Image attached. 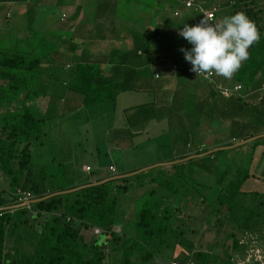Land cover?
<instances>
[{
    "label": "rangeland",
    "instance_id": "obj_1",
    "mask_svg": "<svg viewBox=\"0 0 264 264\" xmlns=\"http://www.w3.org/2000/svg\"><path fill=\"white\" fill-rule=\"evenodd\" d=\"M69 1L71 3L77 2V0ZM195 1L202 2V0ZM209 1L210 0H207V2ZM30 2L27 0L28 7L31 5ZM94 2L95 0H83V9L81 12L84 16L88 17L92 15L94 18L96 14L92 6ZM132 2L137 3L138 9H132ZM138 2L142 3V6H140ZM168 2L169 6L166 7L168 10L171 9V6L178 4V0H168ZM256 3V6L260 8V24H264V0H257ZM12 6L11 16H9L10 18L8 19L9 21L7 20V22H5L9 23L10 27H7L8 24L2 27L0 26L2 29L0 32V44L7 45L15 37L24 36L29 29H34L36 31L34 34L35 36L33 35V37L30 38L33 41H41V35L36 34L41 32L44 33V31L45 35L42 36L43 39H52L50 33L55 34L57 30L49 28V31H47L45 29L49 26L52 27L47 18L35 19L33 20L34 25H31L33 17L32 19H27L28 22L22 17V15L25 14L20 13V9H24L26 10V15L31 17L33 15L31 9L26 7V4L20 0H15ZM182 6L181 10L184 12V7L187 8V6ZM50 7H52V5ZM70 8L71 7L68 6H62V9L68 14L71 12ZM166 8L162 4V1L154 3L151 1L147 3V0H117L113 23H120L131 10L133 19H135L136 22L132 27L135 28L134 26L138 27L139 25H145L149 19L151 22L152 18L157 16L156 12L158 9H160L162 19L167 13ZM229 9L230 6L227 5V9L224 7V12L226 13ZM59 11L60 8L55 5L53 9L54 14L58 15ZM225 16L227 15L219 17L220 20ZM183 17L182 14H179L174 15L171 19L175 22L176 20L181 22ZM92 22H95V20ZM157 22L159 21L157 20ZM148 27L153 29V26ZM9 28H12V30ZM141 28H146V26ZM62 35H57L56 37L60 38L58 40L55 39L58 48H66L65 46L70 44L68 41L73 37L71 33ZM180 39L183 41L181 47L190 50L193 45L182 36H180ZM79 40L80 37H77L76 41ZM120 41H122V43L120 42L118 47L128 45L130 39L124 36ZM96 45L97 47L100 45L101 48H110L109 45L102 46L94 42L93 44L91 43L90 49ZM66 59L70 61L69 56H66ZM172 62L174 61L169 63L171 64ZM181 62L185 63L184 61ZM59 71L60 72H52L54 75L58 76V84L56 86L52 83V78L54 77L51 75L52 77H49L51 85L47 84L45 81H41L40 86L36 83L34 87H38V94L27 101L33 113L42 116L43 121L41 126L43 132L30 144V157L26 170H28L32 177L38 180V182H40L41 178H44V186L53 189L57 185L68 186L76 181L86 180V177L89 175H107L110 173L107 169V164L111 161L115 164L116 170L126 165L145 166L151 164L144 169H140L128 175L126 182L128 189L125 192L121 191L118 185L114 186V194L117 200V215L114 219L113 228L118 232H124L125 234L130 233L132 231L135 213L141 205L151 207L153 202L161 201V205L174 206L176 201H180L179 204L185 202L184 206L181 205L182 211L177 212V216H180L182 220H170V225L178 224L177 228H181L183 231L181 237L187 238L188 242L186 239L185 242L191 248H189L190 250H188L187 253L183 247L174 244L173 250H171L170 253L165 245L159 246L155 256H153L156 264H165L173 260V254L175 257L181 256L180 259L176 260L177 263L186 264V261L191 259L193 254L192 251L196 249H206L214 252L217 257V262H222L224 259L222 247L225 243L229 244L230 241L226 234L229 232L232 225L235 224V220L231 217L224 216L219 225H216L211 212L207 210V204L205 202L201 203L197 200H192L193 198L191 195L208 194L207 198L210 202H213L216 186L219 185L222 172L227 164H231L232 175L235 174L234 171L236 172L235 169L237 167H239L240 170L248 166L249 170L254 173L253 176H248L242 182L240 186L241 192L239 193V202L243 205H247L246 203L254 205L256 201L263 200L261 203L262 211L259 213L260 216L263 215L264 173H262L258 167L259 164L264 162V135L256 136L261 134L264 130V98L257 100L255 97L241 94L240 92L247 102L246 106L242 109L241 118H238L239 124L236 125L237 123L232 119V117H234L232 116L234 115V111H230L227 117H219V119H217V124L213 123V125H210L209 119H216V113H213L214 108L211 107L210 115L212 116L209 115L208 119V116L204 115L206 106H202L205 104L207 105L208 102L207 94L205 93L207 88L203 85L201 91H198V93L192 88V91L186 95L189 106H192L189 111H194L195 117L193 115L189 117L181 114L179 117L180 127H178L171 124V120L167 115L163 116L161 111L156 112L154 105L150 106L153 112H144L142 108L145 106L140 107L136 105L137 102L135 101L145 100L143 97L146 94L147 99L152 98L151 91L147 90H121L115 93L114 99H103L86 105L80 103V105L75 107L73 104H79L80 102L79 95L70 91L65 85L59 82V77L67 74L68 70L63 69L61 71L59 68ZM171 71L174 72L173 70ZM40 74L42 73H39L38 76H40ZM154 75V77L150 78L153 82H158L161 75H164V72L160 70L159 72L155 71ZM195 76L193 79L197 81L201 79L207 83L202 77H198V75ZM189 80H191V78H189ZM213 80V83L222 84L217 82L214 77ZM262 80H264V72L260 73L259 71L252 83V86L255 85L256 90L261 93L264 92L262 90L264 87H260L258 84L261 83ZM230 81L228 86L236 83H233V78ZM187 85L191 86L190 84ZM247 88L248 87L241 84L240 91L245 89L249 91L250 89ZM162 89L166 88L162 87ZM74 98L77 99V101H74ZM196 100L198 103L196 104L195 110L193 108ZM223 100L226 101L227 104H230L226 99ZM126 103H131L133 105L128 106L126 109H123V111L120 110V106ZM6 108V106L0 105V111ZM133 110H135V113L130 115L129 112ZM196 116H200V120L204 122V126H211V129L197 130V132L193 131L190 127L196 125V121H194ZM185 124H187V128L184 127ZM195 128L196 127H194V129ZM247 131L252 133V135L256 134L255 137L239 145L225 148L220 153H213L216 155L215 158H211V155L207 156V153H205L206 155L191 157L193 158L191 161L182 162L177 165V168L176 165H174L175 162L172 164L164 163V161L168 162L169 160L178 159L176 156L179 153L186 154L187 151L196 149L201 145L200 141L203 142V145L209 146L216 141L223 142L228 139L232 142L225 145H230L234 143L232 137ZM256 138H258V140L260 138L257 142L258 144L252 143ZM115 139H119L121 142L114 143L113 140ZM115 145H117V147ZM261 147L263 148V154L258 153ZM224 157L227 158V162L216 163L217 159L223 160L225 159ZM84 162L89 165V169L84 170L82 168L83 165L81 166V164ZM208 172L213 175H210L211 180H209L208 175H206ZM204 174L207 176L206 180H204ZM152 177L154 179H151ZM169 179H171V181H165ZM165 182L169 183L168 187H164V184H166ZM203 182H213L211 189L204 187ZM0 185L5 186L8 190L13 189V185L9 183V178L5 174H0ZM152 186L154 190H156L149 193V189H151ZM174 187H177V191L171 192ZM249 189L252 190V193L248 192ZM244 194L246 196H244ZM189 202H191L190 205L188 204ZM185 213L191 215L187 217ZM171 219H173V217ZM260 222L261 217H259L258 224H260V227L257 231L235 228L237 230L236 233L241 236L240 241L246 245L242 251L237 249L231 252V263L222 262L221 264H264V255L262 253L264 251V222ZM27 228L28 226H25V229ZM89 231L91 233L86 232L88 234L87 238L89 239L93 238L96 232H98L91 228ZM259 235H263V238H259ZM7 244L10 245V239L6 240L5 246ZM23 245L29 248V245L27 246L25 242ZM107 247L108 246H106V249ZM108 255V259L104 258L105 263L115 261L117 256L116 251L108 250ZM251 258H256V260L250 261Z\"/></svg>",
    "mask_w": 264,
    "mask_h": 264
},
{
    "label": "trees",
    "instance_id": "obj_2",
    "mask_svg": "<svg viewBox=\"0 0 264 264\" xmlns=\"http://www.w3.org/2000/svg\"><path fill=\"white\" fill-rule=\"evenodd\" d=\"M183 1L181 0L182 5ZM256 1L223 0L220 2L230 6L226 13L227 16L243 11L259 28L260 40L249 49L250 59L243 62L242 67L233 76V82H239L253 90L255 85L252 86V83L255 76L259 71L260 73L264 72V24H260V8L256 6ZM187 7L192 8L193 6ZM9 29L12 30V28ZM145 30L137 33L133 30L128 33L130 31L128 30L129 47L122 48L117 53L115 48H111L105 59L84 58L73 61L72 65L68 67L65 86L70 91L77 93L80 102L84 105L103 99H113L115 93L121 90L142 88V80H144L142 75H146L148 66L145 63L142 65L146 66V69L140 68L139 64L141 63L138 59L148 55L151 52V47L159 45L163 40L162 37L155 38L154 29ZM35 33L34 29L29 30L24 36L15 37L7 45L0 44V105L7 107L0 111V174L7 175L9 183L13 185L12 190L0 185V206L23 200L20 194L15 192L16 187L28 190V198H35L53 190L91 181L84 179L68 186L57 185L51 189L44 186V178L38 182L26 170L30 157V144L43 132L42 116L34 114L27 101L38 94V87H34V85L37 83L40 86L41 79L38 75L42 69H45L41 64L50 60L51 52L56 46L55 42L48 38L43 39L45 31L37 33L36 35H41V41H37V43L34 40V42L30 38ZM175 63L178 64V67L172 70H183L190 74L181 66L184 63L176 61ZM154 73L155 71L152 76L150 73V77L155 76ZM213 77L214 75L208 79L203 78L210 84L207 105L202 106H206L204 115L209 117L211 107L214 108L213 113L218 114L221 118L227 117L230 111H234L232 116L235 118L232 117V119L238 125V118H241L242 109L246 106L247 100L241 94L223 96L216 84L213 83ZM258 85L264 87V80ZM262 90L264 91V89ZM256 97L257 100L263 99L261 96L260 98ZM223 99H226L230 104H227ZM186 112V116L193 115L195 117L194 111L187 110ZM249 135L252 133L247 131L239 134L237 138ZM259 140L256 138L252 143H257ZM231 142L227 140L216 145H225ZM210 146L204 145L193 151H204ZM224 149L216 148L208 152L207 156H212L215 152L216 154L220 153ZM191 157L194 156L175 162L174 165L177 168L180 163L191 161L193 159ZM230 166L231 164H227L222 172L219 185L215 189L213 202L207 198L208 194L191 195L192 200L207 204V210L211 212L216 225H219L224 216L235 220V224L226 234L230 239L229 244L225 243L222 247L224 251L222 262L225 263H231L232 251L237 249L242 251L246 245L240 241L241 236L236 233L235 228L257 231L260 227L259 217H261L260 223L264 222V213L259 215L262 211L263 200L256 201L254 205L248 203L243 205L239 202L240 186L245 178L253 176L254 172L250 171L248 166L240 170L237 167L236 172L234 171L235 174L232 175ZM206 175L211 180L210 175L212 174L208 172ZM206 175L204 174V180L207 178ZM97 179L99 178L94 180ZM127 179L128 175L116 177L101 183L57 193L26 205L0 209V264H156L153 256H155L158 247L165 245L171 253L174 244L183 247L188 253L191 247L185 242L187 238L181 237L183 231L181 228H177L178 224L170 225L171 221L182 220L180 216H177V212L182 211L181 205L184 206L185 202L179 204L180 201H176L174 206H166L161 205L159 200L160 202H153L151 207L141 205L135 213L130 233L118 232L113 228L117 215L114 186L118 185L120 190L125 192L128 189ZM165 181H171V179ZM165 183L164 187H168L169 183ZM203 185L211 189L213 182H203ZM153 186L149 189V193L156 190ZM174 191H177V187L172 188L171 192ZM248 192L252 193V190L249 189ZM244 196L246 195L244 194ZM190 203L188 204L190 205ZM190 215L186 214L187 217ZM172 217L173 219H171ZM25 226L28 228L25 229ZM93 226L97 227L99 231L89 239L86 232H90L89 229ZM259 238H263V235H259ZM9 239L10 245L5 246L6 240ZM24 242L27 246L29 245V248L23 245ZM106 246H108L107 249ZM108 250L116 251L117 256L115 261L105 263L104 258L109 257ZM192 252L191 259L186 261V264L222 263L221 261L218 263L214 252L209 250L196 249ZM262 253L264 255V251ZM172 257L175 264H179L176 260L181 256L175 257L173 254ZM251 260H256V258H251Z\"/></svg>",
    "mask_w": 264,
    "mask_h": 264
},
{
    "label": "crops",
    "instance_id": "obj_3",
    "mask_svg": "<svg viewBox=\"0 0 264 264\" xmlns=\"http://www.w3.org/2000/svg\"><path fill=\"white\" fill-rule=\"evenodd\" d=\"M15 0H0V23H1V27L5 26V24H8V27H10L9 23H5L7 22V20L10 18L9 16H11V11H12V4ZM21 2H23L24 4H26L27 6V0H20ZM152 1V3L154 2H158V1H162V4L165 6V8L167 6H169V2L168 0H147V3H150ZM30 2V0H29ZM202 2L206 5H216L217 9L215 11L214 14V23L218 22L220 20L219 17H223L224 15H226V13L228 12H224V7H226L227 9V5L220 3L223 2V0H210L209 2H207V0H202ZM207 2V3H205ZM117 3V0H95V2L92 4V6L95 9V15L94 18L92 17V15L86 17L84 16V14H82V9H83V0H77V2H73L71 3L69 0H31L30 2V7H28L29 9H31V11L33 12V15L27 16L26 15V10L24 9H20V13H23L25 15H22L23 19L25 18L27 19H32V24H33V20L35 19H40V18H47V20H49V24L52 27H48L45 28L47 29V31H49V28H52L54 30H57L56 33H50L52 36L51 38H48L49 40L55 42L56 46L55 48L52 50V56L50 58V60L43 62L41 65L44 66L45 69L42 70V74H40V79L41 81H45L47 82V84L51 85L50 82V78L49 77H54L52 78V83L54 84V86H56L58 84V76L54 75L52 72L54 71H59V68L61 69V71L63 69L68 70V67L72 65L73 61L77 60V59H105V56L108 52L109 49H116V53L118 51H121L122 48H127L129 47L128 45L126 46H119V43L122 41H120L121 39L124 38V36H127V34L129 32H131L132 30L134 32H141L145 29H150L153 30L154 33L156 34L155 38H163V40L161 41V43L159 45H154L151 47V52L148 55H144L141 56V58H139L138 60L140 61L141 64H139L140 68H145L146 66H148V69H146L147 73L146 75L143 74L142 76L144 77V80H142V88L137 89L139 90H147V91H151L150 93H152V98L151 99H147V94L143 97L145 100H141V101H135L137 102L136 105L140 106V107H144L142 108V111L144 112H153L151 111L152 107H150L151 105H154V107L156 108V112L161 111L162 115H167L168 118H170L171 120V124H173L174 126H178L180 127V115L184 114L186 115V111L190 109L189 103L187 102V93H189L190 91H192V88L195 90L196 93H198V91H201V87L203 85L206 86V94H207V98L209 96V88H210V84L205 83L204 81H202L201 79L199 81H197L194 78V75L192 74H187L185 72H183V70L181 71H175L172 72L171 68L169 67V62L171 61H176V62H181V61H186L185 60V55L184 52H182L180 49L181 44H182V39H180L179 33L180 31L183 29L184 25L187 24L189 26H194L196 24H198L201 21L202 16L200 14H198L197 12H195L192 8H185V11L183 12V10H181V0H178V4L171 6V9H167V13L166 15L161 19V13H160V9L157 10L156 14L157 16L150 22L147 21V23H145V25H139L134 26L135 28L132 27L133 24H135V19H133V13L131 14V10L130 12L127 14V16L125 17L124 20H122L120 23H113V19L115 18V5ZM140 4V6H142L140 2H138ZM52 5V7H50ZM58 6L60 8V11L58 13V15H55L53 12L54 7ZM62 6H68L71 7L70 8V14H68L66 11H64L62 9ZM183 7V6H182ZM132 9H138L137 8V3L136 2H132ZM173 10H177V14H173L172 11ZM63 14V15H62ZM182 14L183 20L181 22H179L178 20L172 21L171 17H173L174 15H179ZM95 22H92L94 21ZM156 21L154 22L153 20ZM3 20V22H2ZM5 20V21H4ZM157 20L159 22H157ZM161 20V22H160ZM9 21V20H8ZM28 21V20H27ZM29 22V21H28ZM153 23V24H152ZM122 24V25H120ZM124 24V25H123ZM152 24V25H151ZM36 26V25H35ZM143 26H146V28H141ZM148 26H153V29H151ZM14 30V28H13ZM30 30V29H29ZM28 30V31H29ZM130 30V31H128ZM2 31V29L0 28V32ZM15 31V30H14ZM128 31V33H127ZM146 31V30H145ZM27 33V32H26ZM25 33V34H26ZM66 33H71V35H73V37L68 41L70 44H68V46L64 47H57V43L55 41V39H59L60 37H56L57 35H62V34H66ZM119 34V35H118ZM63 36V35H62ZM80 37L79 41H76V38ZM180 39V41H179ZM177 40V41H176ZM95 42V44H101L103 45H109V47H104L101 48V46L99 45V47L94 46L90 49V45L91 43L93 44ZM109 43V44H108ZM89 46V47H87ZM179 46V47H178ZM193 47V46H192ZM191 47V48H192ZM112 51V50H111ZM137 51L139 52V49H137ZM101 52V53H100ZM66 56L70 57V61H68L66 59ZM159 59H158V58ZM160 58H163V60H160ZM132 59V56H131ZM158 59V60H157ZM146 66L144 67L142 64H144ZM182 63V62H181ZM149 70V73H148ZM162 71L164 72V75H161L160 80H158V82H153L152 79L150 78V73L151 76L153 74L154 71H158L159 72ZM52 75V76H51ZM68 72L67 74L62 75L61 77H59V82H61L63 85H65V79L67 78ZM192 75V76H191ZM154 77V76H153ZM196 77V76H195ZM189 78H191V80H189ZM214 79L217 82H220L222 84H226L229 85L231 82L230 80L224 79L223 77L220 76H214ZM41 83V82H40ZM234 83V82H233ZM190 84L191 86L187 85ZM166 88V89H162ZM241 94H245V95H250L252 97H256V96H260L262 98H264V92L263 93H259L258 90H256V87L254 88V90L251 88L249 91L245 90H241L240 91ZM202 94V92H201ZM130 96V94H129ZM126 96V97H129ZM132 98V96H131ZM257 98V97H256ZM114 99V98H113ZM74 101H77V99L74 98ZM81 102H79V104H73L75 107H77L78 105H80ZM198 103V101L196 100L195 102V106L193 109L196 108V104ZM133 104L131 103H126L123 104L122 106H120V110L123 111V109H126L128 106H132ZM114 106V104H113ZM138 107V108H140ZM129 112V111H128ZM190 112V111H189ZM135 110H133L132 112H129L130 115L134 114ZM212 116V115H210ZM203 117V115H202ZM209 119V117H208ZM217 119H219V115L216 114V119L214 120H210L209 119V124L213 125L217 124ZM194 121H196V125H192L190 128L193 129V131L197 132V130H209L211 129V126H204V122H202L200 120V116L196 119H194ZM211 122V123H210ZM190 126V125H188ZM185 128H187V124L184 125ZM194 127H196L194 129ZM189 128V130H190ZM193 133V132H192ZM195 134V133H194ZM254 135V134H253ZM264 135V130L262 131L261 134L257 135L258 136H262ZM250 136V135H249ZM232 137V136H231ZM238 136L232 137V139H234V143H236L237 141H239L240 139L237 138ZM248 137V136H246ZM243 137V138H246ZM114 138V137H113ZM112 138V139H113ZM228 140V139H227ZM225 140V141H227ZM247 141V140H246ZM244 141V142H246ZM114 143H118L121 142V140L119 139H115L113 140ZM221 141H216L214 143H211V146L208 149L214 148L218 145V143H220ZM201 145H199L196 150L198 148H200L203 145V142L200 141ZM243 143V142H241ZM240 144V143H239ZM239 144H234V145H239ZM258 144V143H257ZM233 145V146H234ZM117 147V145H115ZM231 146H227L224 148H228ZM207 150V149H206ZM215 150V149H214ZM205 151V150H204ZM212 151V150H211ZM210 151V152H211ZM202 151L199 152H194L193 150L187 151V153H179L176 158L178 159H174L173 161H164V163H174L176 161H180L182 159H186L184 158L186 155L189 154H195L192 156H201L204 154H201ZM199 153V154H196ZM208 153V152H206ZM258 153L263 154V148L261 147L260 150L258 151ZM183 156V158H182ZM190 157V156H189ZM211 158H215L216 155L213 154L212 156H210ZM225 159L221 160V159H217L216 163H224L227 162V158L224 157ZM112 163L109 162L108 164ZM86 163H82V165H85ZM107 164V165H108ZM114 164V163H112ZM88 165V164H87ZM151 164L145 165L146 167H148ZM89 166V165H88ZM115 166V164H114ZM142 165H135V166H129L126 165L123 168H119L118 170H116V166H115V171L114 172H110L107 175H103V176H87V179H90L91 181L96 179V178H102L108 175H114V174H119V173H125V172H129L138 168L144 169L142 167ZM258 169L261 170L262 173H264V162L262 164H259ZM119 170H123L125 172H120ZM139 171V170H138ZM89 172V171H88ZM90 173V172H89Z\"/></svg>",
    "mask_w": 264,
    "mask_h": 264
},
{
    "label": "clouds",
    "instance_id": "obj_4",
    "mask_svg": "<svg viewBox=\"0 0 264 264\" xmlns=\"http://www.w3.org/2000/svg\"><path fill=\"white\" fill-rule=\"evenodd\" d=\"M209 20L204 16L194 26L184 25L179 35L193 47L180 50L198 77L215 75L231 80L243 62L250 59L249 49L260 40L259 28L243 11L215 23Z\"/></svg>",
    "mask_w": 264,
    "mask_h": 264
},
{
    "label": "built area",
    "instance_id": "obj_5",
    "mask_svg": "<svg viewBox=\"0 0 264 264\" xmlns=\"http://www.w3.org/2000/svg\"><path fill=\"white\" fill-rule=\"evenodd\" d=\"M183 5L184 6H193L192 8L194 10H196L199 14H201L202 19L204 18V16H207L210 18L209 22L210 23H214V14L216 10V5H211V6H206L204 5L201 1H194V0H184L183 1ZM173 14H177V10H173L172 11ZM171 68H176L178 67V64L175 62H172L170 64ZM185 69L186 72L192 73L194 75H197V73L193 72L192 69V65L190 62H186L182 65ZM202 78H204L203 76H200ZM216 86L219 88L220 93L223 96H230L232 94H240V89H241V84L236 82L234 84H232L231 86L225 85V84H219V83H215ZM82 168L84 170L89 169V166L87 164L83 165ZM107 169L110 172H114L115 171V166L114 164L110 163L107 165ZM16 193H19L20 196L24 199H27L29 196V191L28 190H21L19 187H16ZM91 229H93L94 231H99V229L97 227H92ZM166 264H175V260H170L169 262H167Z\"/></svg>",
    "mask_w": 264,
    "mask_h": 264
},
{
    "label": "water",
    "instance_id": "obj_6",
    "mask_svg": "<svg viewBox=\"0 0 264 264\" xmlns=\"http://www.w3.org/2000/svg\"><path fill=\"white\" fill-rule=\"evenodd\" d=\"M256 134L254 135H250L246 138H243V139H240L239 141H237L236 143H233V144H230V145H218L214 148H211V149H207L205 151H202L201 154H204L206 152H210L211 150H214L216 148H224V147H227V146H233L234 144H239L241 142H244L246 140H249V139H252L255 137ZM196 154H199V153H196ZM192 155H195V154H189L187 156H185L184 158H188L189 156H192ZM170 161H173V160H170ZM146 166L142 167V168H145ZM141 168H138V169H135V170H132V171H129V172H125V173H119V174H114V175H108V176H105V177H102V178H99L97 180H93V181H89V182H85V183H81V184H78V185H74L72 187H68V188H64V189H57V190H53V191H50V192H47L39 197H35V198H27V199H24L20 202H16V203H11V204H7V205H2L0 206V209H3V208H13V207H17V206H22V205H26L28 204L29 202H32V201H35V200H39V199H42V198H45V197H48V196H51V195H54V194H57V193H62V192H67V191H71V190H74V189H77V188H80L82 186H88V185H92V184H97V183H101L103 181H106L108 179H112V178H116V177H121V176H125V175H129V174H132V173H135L137 172L138 170H140Z\"/></svg>",
    "mask_w": 264,
    "mask_h": 264
}]
</instances>
